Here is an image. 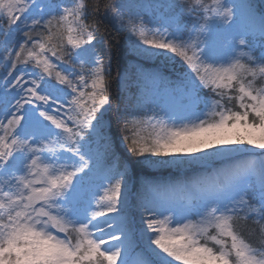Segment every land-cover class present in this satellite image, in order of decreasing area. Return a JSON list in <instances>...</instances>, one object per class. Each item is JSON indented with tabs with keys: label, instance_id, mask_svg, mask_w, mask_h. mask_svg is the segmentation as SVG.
Masks as SVG:
<instances>
[{
	"label": "snow or ice",
	"instance_id": "obj_1",
	"mask_svg": "<svg viewBox=\"0 0 264 264\" xmlns=\"http://www.w3.org/2000/svg\"><path fill=\"white\" fill-rule=\"evenodd\" d=\"M144 7L0 0V264H264V9ZM105 21L135 55L180 65L177 81L143 70L179 111L113 105ZM117 138L143 169L201 171L143 177L133 203Z\"/></svg>",
	"mask_w": 264,
	"mask_h": 264
},
{
	"label": "rangeland",
	"instance_id": "obj_2",
	"mask_svg": "<svg viewBox=\"0 0 264 264\" xmlns=\"http://www.w3.org/2000/svg\"><path fill=\"white\" fill-rule=\"evenodd\" d=\"M129 3L133 5H143L145 6L142 10L149 14H159V12L164 11L163 9H155L152 7H147L148 5H156L163 3L164 0H128ZM237 3H240L241 0H236ZM250 2L257 5L258 8L264 9V0H250ZM7 27V24H5ZM125 37L127 40L128 48H130V41L125 32ZM131 51V50H130ZM132 54H134L131 51ZM137 56V55H136ZM139 59L148 61L151 63L150 66L141 67L138 60H134L128 64L124 70L121 79H120V88L123 93V102L132 106H149L155 108L157 111L164 109L168 112H177L180 110L181 101L179 98L178 92H171L165 90V87L161 85L159 88H154L152 85L147 84L143 78V70L146 69H158L165 76L171 78L173 81L179 79V74L181 72V67L179 64H172L169 61H166L163 57L146 59L143 57L137 56ZM3 66L0 65V72H3ZM171 87H175L172 85ZM187 103V100L183 101ZM218 167L219 165H214ZM170 170H180L175 177L162 176V178H150L161 182L175 183L184 181L185 179L191 178L197 175L201 169H176V168H163ZM158 170V169H152ZM131 188V185L129 186ZM130 195V192H129ZM131 196V195H130ZM130 227L134 233V239L136 248L133 252L144 251L147 246V240L142 238L140 235V223L139 220L135 223L134 221L130 222ZM119 235V233H117Z\"/></svg>",
	"mask_w": 264,
	"mask_h": 264
},
{
	"label": "trees",
	"instance_id": "obj_3",
	"mask_svg": "<svg viewBox=\"0 0 264 264\" xmlns=\"http://www.w3.org/2000/svg\"><path fill=\"white\" fill-rule=\"evenodd\" d=\"M92 2V0H89ZM104 33L105 37L109 39L112 43V65H111V92H112V102L113 105L122 104L123 102V93L120 88V79L121 76L128 66V64L134 60H138L141 67L150 66L151 63L148 61H144L139 59L135 54H132L130 48H128L127 40L125 37V32L120 31L118 28L113 26L110 22H104ZM115 131V129H114ZM117 148L116 151L126 160H129V163L132 164V174H133V182L130 184V198L133 203H135V195L140 187V181L143 177L148 178H159L162 176H170L175 177L180 170H170V169H143L139 166L138 162L131 160L127 153L124 150L122 144H120L119 139L117 138ZM132 221L135 223L139 220V214L133 209L132 211ZM255 239V237H254Z\"/></svg>",
	"mask_w": 264,
	"mask_h": 264
}]
</instances>
